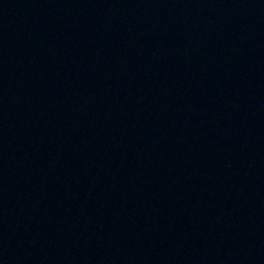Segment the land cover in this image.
<instances>
[{
  "label": "water",
  "instance_id": "95a60500",
  "mask_svg": "<svg viewBox=\"0 0 264 264\" xmlns=\"http://www.w3.org/2000/svg\"><path fill=\"white\" fill-rule=\"evenodd\" d=\"M0 264H264V0H0Z\"/></svg>",
  "mask_w": 264,
  "mask_h": 264
}]
</instances>
